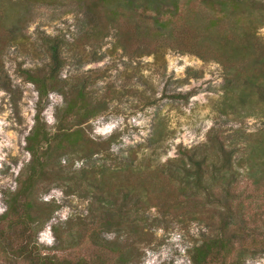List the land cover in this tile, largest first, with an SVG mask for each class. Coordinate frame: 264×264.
<instances>
[{"label": "trees", "instance_id": "trees-1", "mask_svg": "<svg viewBox=\"0 0 264 264\" xmlns=\"http://www.w3.org/2000/svg\"><path fill=\"white\" fill-rule=\"evenodd\" d=\"M56 1L0 0V77L13 47L43 61L16 68L40 97L26 137L31 159L17 187L4 191L0 251L26 264H139L157 228L196 223L193 264H246L264 256V0H74L70 35L40 28L29 35L36 8ZM112 35L130 59L165 61L174 50L220 63L224 85L215 110L237 122L258 118L262 126L217 124L205 141L179 145L175 157L157 163L140 151L167 138L161 123L147 144L115 151L122 132L94 136L91 121L120 92L94 87L92 71L62 74L68 64L98 60ZM53 92L63 103L50 126L43 112ZM54 188L88 200V208L54 224L56 243L47 245L39 235L62 207L43 198Z\"/></svg>", "mask_w": 264, "mask_h": 264}, {"label": "rangeland", "instance_id": "rangeland-1", "mask_svg": "<svg viewBox=\"0 0 264 264\" xmlns=\"http://www.w3.org/2000/svg\"><path fill=\"white\" fill-rule=\"evenodd\" d=\"M76 4L74 0H58L49 6L37 7L26 32L34 36L37 28L51 34L70 35L75 31ZM264 37V26L260 29ZM101 57L83 64H68L63 76L93 72L94 87L101 91H119L121 98L114 99L107 111L91 121L92 135L107 137L122 132L121 142L115 151L127 154L129 149L147 144L161 123L168 131L167 138L158 145L144 147L141 156L153 155L157 163L175 157L179 145L193 146L206 140L208 131L215 125L237 127L249 131L262 126L258 118L249 117L237 122L215 110L223 94L224 69L215 61L170 50L165 61L154 56L130 59L122 49L116 48L115 37L109 36L100 49ZM41 57H31L11 48L5 57L6 75L0 77V215L7 209L4 191L15 189L17 177L31 159L26 148V137L35 123L39 92L35 85L26 82L17 73L18 62L24 66L41 65ZM46 61V60H45ZM63 96L53 92L43 114L50 126L56 122V107ZM45 200L56 199L61 209L40 233L39 239L47 245L56 243L54 224L75 214H85L88 200L77 195H66L61 188L44 194ZM201 226L190 228H157V241L148 247L139 264H193L190 249L200 235ZM0 264H26L0 251ZM246 264H264V256L249 259Z\"/></svg>", "mask_w": 264, "mask_h": 264}]
</instances>
